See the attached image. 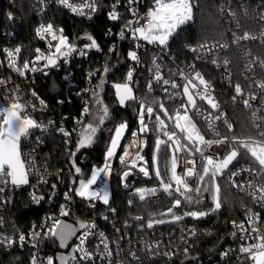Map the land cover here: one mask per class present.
Listing matches in <instances>:
<instances>
[{"label":"snow or ice","instance_id":"1","mask_svg":"<svg viewBox=\"0 0 264 264\" xmlns=\"http://www.w3.org/2000/svg\"><path fill=\"white\" fill-rule=\"evenodd\" d=\"M41 3L44 0H40ZM59 5H62L72 13L78 16H84V9L88 8L92 13L97 10L96 0H87L80 4L69 3V0H56ZM135 0H127L129 5V11L135 18V20H129L119 32V38L121 41L126 39V31L130 33V38L134 42V47L139 49L142 45L139 41H145L148 45H154L164 53L168 50L170 38L178 32V30L193 20V8L196 6V0H153L152 6L148 9L146 16H137L136 10L131 7ZM120 0H116V4L112 6V10L109 12V19L111 21H117L121 19L120 14L117 12V5ZM223 11V9H221ZM43 12V8L41 9ZM230 15H235L229 9ZM9 19H12V14L9 13ZM91 19L92 17L89 16ZM141 20L145 22L140 23ZM260 20L264 21V15L260 16ZM133 23L137 26L132 27ZM36 35L41 39H45V35L50 36L51 40L48 42V54L44 55L40 49H36L37 55L32 61L33 66L30 67L29 62L23 64V69L25 71H30L31 73L41 72L44 75H49L46 69L59 67V61L62 59L64 63L69 62V57L73 53H77L80 57H86L89 54V50L95 49L96 51H101L97 41L91 36L87 35V41L83 48L77 49L76 45L69 43L68 37L64 35L63 29L58 31L54 29L53 23H48L46 26L41 24L36 28ZM111 30L108 35H111ZM234 35L233 43L239 45L240 41L247 40H257L260 39L264 41V33L260 37L251 35L247 32L243 36ZM51 41H58L54 46ZM229 45L223 44L219 45L216 43L209 44L204 42L197 47H191L189 50L195 54L196 60H205L206 53L209 56H213L215 51L218 49H227ZM114 48H110L109 52H113ZM6 55L9 59L8 67L24 75V71L16 68L15 60L11 59L15 54H19L21 49L17 47L14 52L5 50ZM128 58L130 61L134 62L136 65L141 64V58L138 56L136 50H130L128 53ZM160 56H154L152 59L153 67L149 69L150 72L154 73L152 79L148 82L149 94L152 92L153 84H156L162 88L165 94L167 102H173L177 97L183 96L186 98V102L182 105V111L176 110L173 115H170L168 108L165 107L164 102H160L158 105L159 111L155 115V120L153 121L154 108L148 106L145 111V104L149 102V96L140 98L133 94L132 84L134 83L133 74L135 68L129 69L127 72V82L116 83L113 85L115 88V96L118 100V104L124 107L127 102H134L139 104L138 111V131H132L131 135L134 138L130 142L126 143L123 147V154L119 155L118 159L122 166L128 170H124L121 175V182L125 188L128 187L125 181L132 175V169H136L138 164V171L142 173L145 177H150L149 168L144 156L141 154L143 152V147L145 142L140 139V135H146L149 131H154L156 133L155 143H154V153L152 159V165L155 171V177L159 180L162 190L173 196L171 191L173 182L175 183V192L180 193L184 201L189 206V210L183 213V216L175 215L173 212L174 208L181 207V199L174 197V204L168 209V213L173 214L175 221L182 220L185 216L191 217L194 220H200L208 215L219 212L222 207L221 197H220V185L217 182L218 178L227 179L229 183L234 187H239L241 189H247L249 194L253 199V203L258 205L260 208L264 209V109L254 108L251 101L257 100V94L264 96V78L256 80L254 77H247L249 83L244 87L237 82L234 85L235 95L231 98L233 103L240 100L245 109H248L252 116V123L257 130L256 136H249L247 138L241 139L234 134L229 136H223L222 139L216 141L218 145L225 146V152L223 156L219 153H209L205 155V151L212 145V141L206 140L205 136L201 133L193 122L191 117L188 115L190 110H195V115L202 117L207 122V128L211 130L212 134L216 137H220L221 133L216 129V121L223 120L229 132H232L233 125L224 118V113L219 112L214 118L212 113L218 111L220 105L216 101L213 95V88L211 83L204 78L200 71L195 69V64L193 63L189 71L185 72L177 66L176 71H170V75L178 76L181 81H183L182 91L181 85L174 79H166L161 75V63H158ZM41 60L44 61L42 67H37ZM210 62L216 65L218 68L221 66L216 58H212ZM230 62L228 60L223 61V66L227 69V65ZM264 69V59H257L250 62L248 67L249 71H254L255 65ZM107 65L105 66V71H107ZM89 79L95 76V73H88ZM227 77L229 84H231V73L227 72ZM6 85L5 80H0V86ZM245 88L248 89V93H245ZM171 89V91H170ZM16 95H10L6 93L4 95V100L10 101V104H0V194L5 192V187L9 183L15 188L28 185L34 189L31 195L33 202L39 205L44 201L45 197L43 195H36L35 192L38 190V186L47 185L49 183L48 178L42 174L41 169L37 167L34 158L22 159V152L20 150V142L22 138H27L32 134V130L36 129L41 132L42 135L47 134L51 131L54 125L53 121H49L47 125L42 122H37L32 118L31 114L27 111L29 104H31L32 111H37V106L32 101L22 100L19 95V88L13 90ZM85 93L90 92L92 105L86 100L84 102L83 111L81 117L76 121L78 128H74L72 132L78 131V139L74 151H69V156L71 158V167L74 168V174L79 175L82 172L81 167L76 166L75 158L82 149L91 147L96 138V134L101 126L105 124L106 118L109 116V108L103 106V101L99 96V93L92 89H84ZM80 93H78L79 95ZM33 97L39 100V105L41 109L47 107L42 99L37 97L35 92L32 93ZM197 98L200 101H205L212 111H204L201 106L197 104ZM63 103V101H59ZM151 104H157L156 99L153 97L150 101ZM96 107L98 112H102L98 117V121L89 122L84 125V117L91 114V107ZM130 106V105H129ZM133 111L137 109L133 108ZM163 112V115L172 121L174 128L169 130V126L166 125L165 120L161 119L159 112ZM148 117V121L154 123V128L150 129L149 124L146 123L145 117ZM183 121V123H181ZM129 130L128 123L119 122L115 125L114 129L109 128L108 131L111 133L108 146L106 148L104 165L102 167H94L91 171V176L89 179L81 178L79 180L78 186L75 188H70L68 192L64 193L65 204L60 206L59 215L49 214L44 218V221L39 226H34L32 230L26 235L23 232L14 233L13 235H0V246L12 247L18 244L21 248L25 244H30V246L35 249L31 255L30 264H55V261H59L60 264H95L96 256L99 255L102 261H107V264H112V251L110 248V243L106 238L103 231H97L96 224L93 223H81L76 224L66 222L60 217H67L70 215V209L67 207V202L71 201L74 197L82 198L89 201V207L95 208L96 202H102L103 205L108 206L107 211L109 213L115 214L116 210L110 206L109 190L107 187H101L99 189H93V185L98 183L103 174L104 178L110 177L112 175V161L117 155V149L121 147V141L125 138V133ZM179 134H177V131ZM58 133L64 137V143L68 145L71 141L72 132L65 129L64 126H60L57 129ZM165 137L166 139H162ZM182 139L183 142L182 143ZM43 140L41 137H37V144H42ZM135 148L136 151L130 152L129 149ZM168 150L172 153L170 158V164L165 162L164 167L167 170L164 175L161 173L159 165V156L162 151ZM183 152L185 155L183 159V165H191V167H184L183 171L178 174L177 168L181 166L179 161L181 157L178 155ZM199 153L200 155V167L202 169V174L196 171V160L192 157ZM250 157L252 160V167L242 169L250 173V179L247 184L241 182L237 183L234 179L238 176V173L232 172L230 176H225L224 170L229 168L240 156ZM32 157V154H28ZM140 162H143L142 164ZM258 165V167H256ZM62 171V170H61ZM195 175L197 187L192 189L188 186V179ZM30 176L37 178V184H30ZM167 177V180L165 179ZM57 179L60 180L62 177L58 174ZM75 185V177L72 180ZM183 186V190H181ZM57 184H51V194L49 196V203L52 202V198L56 195ZM156 189H152L151 192H155ZM139 193V199L141 201L145 200V193L143 189H137ZM207 193L211 200L212 206L207 211L191 210L195 205L201 202V197ZM195 196V201L193 197ZM6 202V201H5ZM133 203L129 200V205ZM245 216L249 228H245L244 222H237L233 220L232 226L234 231L231 236L235 239L239 234V239L241 244L238 249H229L221 253V257H227L233 252H238L237 257L239 264H264V231L258 230L259 224V213L253 212L251 208L244 209ZM102 219L105 221L109 220L108 215H103ZM136 220H141L142 217H135ZM163 219L157 221V223H164ZM3 221L0 220V225ZM146 227L148 229L153 228V223H147ZM141 230L144 229V225H140ZM120 231L119 228L115 229ZM77 233H80L77 235ZM196 230L192 229V235L195 236ZM75 237L78 241L72 247V251L69 255H59L56 257L48 256L42 258L39 254V244L42 240L52 239L54 242L58 241L61 248H67L68 242ZM95 237L98 239V243L95 245L93 251H89L87 248V243L90 238ZM248 241H256L249 243ZM186 246L183 249V254L187 257L190 245L185 242ZM159 248V244L155 245ZM151 250V249H149ZM79 254V256H77ZM165 256L171 257V253L165 252ZM132 260L137 261L138 258L133 253L131 256ZM189 259H194L188 257ZM183 264V262H182Z\"/></svg>","mask_w":264,"mask_h":264},{"label":"built area","instance_id":"2","mask_svg":"<svg viewBox=\"0 0 264 264\" xmlns=\"http://www.w3.org/2000/svg\"><path fill=\"white\" fill-rule=\"evenodd\" d=\"M22 0H0V22L3 24V28L1 29L2 37L7 40V45L3 46L0 49V80H5L6 85L0 86V104H10V101L4 100V95L6 93L10 95H16L13 90L19 88V95L22 100L32 101L37 106V111H32L31 104H29L27 111L31 114L32 118L37 122H42L47 125L49 121H53L54 125L51 128V131L47 134L42 135L39 130L33 129L32 134L23 138L21 142V152L22 159L26 158H34L37 164V167L41 169L42 174H44L49 183L47 185L38 186V190L35 192L36 195H43L45 197L44 201L39 205L35 204L31 198L34 189L30 186H21L19 188H15L9 183L5 187V192L0 194V220L3 221V224L0 225V235H13L14 233L23 232L24 234H28L30 230L33 229L34 226H39L46 216L49 214L59 215L60 206L65 204L64 193L68 192L70 188H75L73 184L68 183V176L73 171V168L70 164H65L58 169L52 168L45 160L42 158V153L45 150V147L49 141V135L54 134L61 137L64 141V137L58 133L57 129L62 125L69 132H72L74 128H78L76 121L80 119L81 113L83 111L84 102L88 100L91 104V91L85 93L84 89H92L95 92L97 91V84L99 79L107 75L110 71V54L114 53L116 46L119 44H124L126 46L127 58L126 61L128 63V71L131 68H135L133 74L134 83L133 94L141 98L139 94V90L142 84H145L146 87L150 79L153 78L154 73L150 72L149 69L153 67L152 59L154 56H160L161 58L158 60V63H161V75L166 79H174L178 84L181 85V91L183 86V81L180 80L178 76L170 75V71H176L177 66L180 69L187 72L189 71L190 66L194 63L195 69L200 71L206 80H208L213 88V95L218 101L220 108L218 111H214L212 113L213 118L219 114V112L224 113V118L227 119L229 123H232L229 118L228 107L232 104H243L240 100L233 103L232 97L235 95L234 85L239 82L242 87L249 83L247 77H254L256 80H260L264 78V69H262L259 64L255 65L254 71L248 70V65L250 62L257 59H264V57L254 54L253 46L256 44H264V41L260 39L257 40H247L240 41L239 45L233 43L234 33L239 36H243L245 32L260 37L262 33H264V21L260 20V16L264 15V2L262 0H219V14L221 19L227 24L229 32L232 36L231 40L216 42V44L223 45L227 44L229 47L227 49H218L215 51L213 56H209L207 53L205 60H196L195 54L192 52L191 59H183L177 57L168 46V50L164 53H161V50L154 46L148 45L145 41H139L142 45L141 48L136 49L134 47V42L130 38V33L126 31V39L121 41L119 38V32L122 28H124L125 24L129 20H135L136 17L132 15L129 11V5L127 4V0H120V3L117 5V12L120 14L121 19L117 21H111L109 19V12L112 10V6L116 4V0H96L97 2V10L92 13L90 9L85 8L84 16H78L75 13H72L70 9L59 5L56 0H44L43 3L40 0H29V4L34 12V15L37 19V25L35 26V30L41 24L47 25L49 22L43 21L47 15L55 10H59L64 12L71 18L81 21L83 23L91 24L96 21V19L103 13L105 18L108 21V25L106 31L100 40H96L101 51H96L95 49L89 50V54L86 57H80L77 53H73L71 57H69V62L64 63L61 59L59 63V67L46 69L45 71L49 72V75H44L41 72L31 73L30 71H25L23 69V64L25 62H29L30 67L33 66L32 61H34L35 56L37 55L36 49H40L44 55L48 54V42L51 40L50 36L45 35V39L41 40L37 35L36 31H34L35 39L39 43L31 54L25 53V47L18 39V36L21 33V24L23 23L22 17L17 13V10L23 9ZM83 2H87V0H69V3L80 4ZM153 0H135V2L131 5L132 8L136 10L137 16L143 17L146 16L148 9L152 6ZM25 5V4H24ZM43 8V12L41 9ZM223 9V11L221 10ZM229 9L235 15L229 14ZM194 10V8H193ZM9 13L12 14V19H9ZM89 16L92 18L90 19ZM145 21L141 20L140 23L143 24ZM191 22V21H190ZM188 22V23H190ZM53 23V22H51ZM187 23V24H188ZM252 23V24H251ZM54 25V23H53ZM249 25H260L259 28L256 26ZM137 26L133 23L132 27ZM55 30H59L61 28L56 27L54 25ZM111 30V35H108ZM64 32V30H63ZM64 35L68 37L65 32ZM69 39V37H68ZM58 41H51L54 46ZM170 42V41H169ZM69 43H73L76 45L77 49L83 48L86 42L78 45L69 39ZM212 44V43H211ZM19 47L21 52L19 54H15L11 59L15 60L16 68H19L21 71H24V75H20L19 72L10 69L8 67L9 59L6 55L5 50L13 51ZM110 48H114L113 52H109ZM130 50H136L138 52V56L141 58V64L136 65L134 62L130 61L128 58V53ZM212 58H216L218 63L221 66L218 68L216 65L212 64L210 60ZM228 60L230 63L227 65V69L223 66V61ZM239 62V63H238ZM44 61L41 60L37 65V67H42ZM117 64V63H116ZM107 65L108 70L105 71V66ZM240 66V76L237 74L236 67ZM93 72L95 76L89 79L88 73ZM227 72L231 73V84H229V80L227 77ZM51 73L59 74L61 78V82L64 84L63 90L59 93V96L62 95V98L57 100L58 106L60 108L56 109V104H51L48 100H46L43 95L38 91V88L42 86L40 82L46 77H49ZM50 83H55L56 80L54 77L49 78ZM125 82H127V75ZM114 85V84H113ZM222 87H221V86ZM148 90V87H147ZM56 92V89L53 90ZM171 91V89H170ZM35 92L39 99H42L47 107L41 109L39 105V100L36 97L32 96V93ZM54 92V93H55ZM149 92V91H148ZM160 92L164 96V92L162 88L156 84H153L152 92ZM78 93H80L78 95ZM245 93H248V89L245 88ZM56 95V94H55ZM59 101H63L60 103ZM186 102V98L183 96L177 97V99L173 102H168V105H172L174 107L172 112H169L170 115L174 116L176 110L182 111V105ZM254 108L264 109V96L257 94V100L251 101ZM197 104L201 106V109L204 111H212L205 101H200L197 98ZM139 105V104H138ZM148 106H152L154 110H158V108L153 105L145 106V111ZM138 111L136 114V119L138 120ZM190 115L192 118L198 123L201 128V131L204 133L205 139L212 141V145L205 151V155L209 153H219L221 157L225 152L224 145H218L216 143L217 140L223 138V131H228L226 125L223 123V120L216 121V129L221 133L220 137H216L212 134L211 130L207 128V122L200 116L195 115V110H190ZM252 116V114H251ZM88 115L84 117V121ZM147 118V115L145 119ZM162 119L165 120L166 125L169 126V130L174 128V124L172 121L168 120L166 116H162ZM252 121V118H251ZM255 128V127H254ZM234 129V126H233ZM232 129V130H233ZM256 130V128H255ZM138 131V130H135ZM177 131L178 135L179 131ZM257 131V130H256ZM126 136V133H125ZM37 137H41L43 140L42 144H37ZM78 139V131L72 132L71 141L68 145L65 143L66 152L69 155V151H74L76 147ZM134 138L132 135L129 136L125 140L121 141V147L117 149V155L112 161V175L110 177L104 178L103 174L101 179L98 180L96 185H93V189H99L104 187L106 183L110 181L112 186V179H118L121 182V175L126 169L119 162V155L123 154V147L126 143L130 142ZM140 139L145 142L143 147V152L141 153L145 161L147 162L149 172V162L145 156L146 151V141L145 138L140 135ZM162 139H166L162 137ZM186 142L183 141L182 143ZM130 152L136 151L135 148L129 149ZM32 154V157H29L28 154ZM181 157L178 166V174L183 171L184 167H191V165H183V157L184 153L181 152L178 154ZM192 159L196 160V171L201 172L202 169L200 167V155L196 153ZM235 161V160H234ZM232 162V164L234 163ZM141 164L143 162H140ZM229 165V168L224 170V173L227 172V176H230L232 172L238 173V176L234 179L237 183H245L247 184L250 179V173L241 171L242 169H246L251 167L247 164H240L236 166ZM104 165V164H103ZM138 164L136 169H132V175L128 177L125 181L128 187H131L135 184V178L145 177L142 173L138 171ZM62 170V171H61ZM58 174L62 177V179L58 180ZM151 174V173H150ZM56 183V195L52 198V202L49 203V196L51 194V184ZM30 184L36 185L37 178L34 176H30ZM231 184V183H230ZM121 185L123 186L122 182ZM188 186L192 189L196 188V177L195 175L192 178L188 179ZM232 186V184H231ZM124 187V186H123ZM175 183H173L172 191L177 196H181L180 193L175 192ZM125 188V187H124ZM232 188L238 194H245L248 197V200H244L243 211L245 208H251L253 212L259 213V224L258 230L264 231V218L262 215V211L264 209L260 208L258 205L253 203V199L249 194L247 189H241L239 187ZM27 189V196L34 206H46V212L42 214L39 218L32 220L29 223L19 222L12 216V206L15 203L16 199L21 195V192ZM181 190H183V186H181ZM110 198V206L115 209V214L109 213L107 211V207L103 205L102 202L97 201L95 208L89 207V201L85 200V205L89 211L87 218L74 220L71 217V214L74 211V200L82 199L79 197H74L71 201L67 202V207L70 209V215L66 218L73 221H82L83 223H95L97 226V231H103L106 235L107 240L110 243V248L112 251V264H137V261L132 260L131 256L134 253L138 258L139 264H148L154 263L158 260L161 261V264H178L176 263L178 260L181 262V257H185L183 254V249L186 246L185 242L187 241L190 245V250L193 249L195 245V241L197 240V231L195 236L192 235V226H186L184 224L185 219L188 217L185 216L182 221H175L172 223H168L173 229L164 230L160 226V223H157L155 220L145 221L143 218L141 220H136L135 217L131 218L123 217L120 210L114 204L113 198V189L109 191ZM84 200V199H83ZM6 201V202H5ZM103 215H108L109 220L105 221L102 219ZM62 220L65 218L64 216L60 217ZM153 223V228L148 229L146 227L147 223ZM245 224V228H249V225L246 220L245 212L243 221ZM239 223V222H238ZM144 225V229L141 230L140 225ZM166 227V226H165ZM119 228L120 231H116L115 229ZM195 229V228H194ZM196 230V229H195ZM234 231L233 226L231 224L230 234ZM80 234V233H79ZM78 234V235H79ZM52 239L42 240L39 244V254L42 258H46L48 256L56 257L61 252L60 250L56 253L50 248L49 242ZM236 240L239 241V245L241 244V240L239 239V234L236 237ZM178 241L180 244H178ZM77 240L75 238L74 241L69 246V249L65 252L68 255L71 253L72 247L77 244ZM249 243L256 241H248ZM58 243V242H57ZM98 243V239L92 237L89 239L87 243V248L89 251H93L95 245ZM159 244V248H156L155 245ZM238 245V246H239ZM238 246L233 249H238ZM0 249L5 250L7 252H14L16 256L14 258V264H30V259L32 253L35 251L30 244H25L23 248H21L18 244L13 245L12 247L0 246ZM151 249V250H149ZM171 253V257L165 256L164 253ZM235 255L238 257V252H233L227 257H220V264H224L225 260L230 256ZM79 256V254H77ZM55 264H58L55 261ZM95 264H107V261H102L99 255L96 256Z\"/></svg>","mask_w":264,"mask_h":264},{"label":"trees","instance_id":"3","mask_svg":"<svg viewBox=\"0 0 264 264\" xmlns=\"http://www.w3.org/2000/svg\"><path fill=\"white\" fill-rule=\"evenodd\" d=\"M22 1L23 9L19 11L17 10V13L23 19V23L20 26L21 33L17 40L24 45L25 53L31 54L35 46L39 44L34 35L37 19L31 5L29 4V0ZM262 1L264 2V0ZM43 21H51L56 27L62 28L69 39L73 42L75 41L78 45L89 42L86 39L87 35H91L96 40L102 39L108 25V21L103 13L96 19L95 22L87 24L77 21L59 10L51 12L43 18ZM249 26L257 27V25ZM259 27L260 25H258L257 28ZM2 28L3 24L0 22V49L8 43L7 40L2 37ZM231 38L232 36L229 32L228 26L221 19L219 14V0H196V6L193 10V20L190 23L185 24L171 38L169 45L171 51L177 57L191 59L192 52L189 50L191 47H197L204 42L211 44L220 41H227L231 40ZM253 52L254 54L264 57V44H256L253 46ZM126 58V46L124 44L117 45L114 53L110 54L111 65L109 73L98 81L96 92L99 93V96L103 101V106L109 108V116L106 118L105 124L98 130L94 144L91 147L82 149L75 158L76 166H79L82 169L81 174L75 175L73 168V171L68 176V183L70 184H73L72 180L75 177L76 184H73L75 187L78 180L86 177L94 166H102L104 164L105 152L111 136V133L108 131L109 128L114 129L117 123L126 121L129 125V130L126 132L125 140L129 138L132 131L138 130V120L136 119L137 111H133V108L137 110L139 109L138 103L127 102L124 107L119 106L118 100L115 96V88L113 87V84L125 83L128 72V63ZM236 70L237 74L240 76V66L237 65ZM51 77L55 78V83H50L49 78ZM40 83L43 85L38 88V91L46 100L51 102V104H56V109L60 108L57 100L62 98V95L59 96V93L64 88L60 75L51 73L49 77H46V79L42 80ZM55 89L56 92L53 91ZM139 94L141 98L149 96V102H146L145 106L150 105V101L154 97L157 101V104H155L157 108L160 102H164L165 107L168 108L169 112H172L174 109L172 105H168V102L162 93L155 92L149 94L145 84L141 85ZM91 105L92 101L90 106ZM158 111L159 109L154 110L153 121L155 120V115ZM228 113L234 129L232 132L223 131V136L231 137L234 134L241 139L249 136H256L257 131L251 121V112L248 109H245L243 104L229 105ZM101 114L102 112H98L96 107L92 106L91 114H89L86 118L84 125L86 126L89 122L98 121V117ZM159 114L162 119V116H164L163 112L161 111ZM145 121L149 124L150 129L154 128V123L149 122L148 117ZM142 136L146 141L145 156L149 162L151 173L150 177L135 178V184L129 188H124L121 185L120 180L112 179L114 204L120 210L123 217L131 218L132 216H140L145 221H158L161 217L160 214L166 209L172 207L174 204V197H177L181 199L182 204L181 207L175 208L174 214L183 216V213L189 210V206L184 201L183 197L177 196L172 190L173 196L164 192L160 186L159 180L155 177L152 159L156 133L154 131H149L146 135ZM171 155L172 153L170 151L164 150L159 156V165L162 175H164L167 171L164 164L165 162L170 164ZM41 156L43 160H45L54 169H58L65 164L71 165V158L66 152L63 139L54 134L49 135V141ZM240 164H247L251 167L253 166L250 157L243 155L238 157L232 166ZM256 167H258V165ZM226 173L227 172L224 174L227 177ZM165 179L167 180V177H165ZM218 182L221 187V209L219 212L208 215L198 221L191 217L183 220L186 226H192L196 229L197 240L195 241V245L193 249L190 250L188 256L181 257V262L178 260L176 263L220 264L219 259L221 257V253L239 245V241H237L236 238L234 239L230 234L231 222L233 220L237 222L243 221L244 211L242 207L244 200H248V197L245 194H238L232 188L227 179L218 178ZM137 189L144 190V201L139 199V193L136 192ZM152 189H156V191L153 193L151 192ZM129 200L133 201L131 206L129 205ZM193 200L195 201V196L193 197ZM211 206L212 200L210 196L207 193H204L201 197V202L198 205L194 204L191 210L207 211ZM45 212L46 206L44 204L39 207L31 204L27 196V189H24L21 192V195H19L12 206V216L17 221L24 223H29L32 220L39 218ZM88 214L89 211L85 205V200L75 199L74 211L71 214V217L74 220H85ZM262 215L264 218V211H262ZM160 226L164 230L171 231L173 229L168 223L160 224ZM49 244L53 252L56 253L59 251L57 241L54 242L51 240ZM178 244H180L179 241ZM15 256L16 253L14 252H7L0 249V264H14ZM188 257H192L194 259H189ZM148 264H161V261L158 260L154 263ZM224 264H239V262L233 254L225 260Z\"/></svg>","mask_w":264,"mask_h":264},{"label":"rangeland","instance_id":"4","mask_svg":"<svg viewBox=\"0 0 264 264\" xmlns=\"http://www.w3.org/2000/svg\"><path fill=\"white\" fill-rule=\"evenodd\" d=\"M183 27V26H182ZM181 27V28H182ZM180 28V29H181ZM179 29V30H180ZM178 30V31H179ZM175 35V34H174ZM170 40H171V38H170ZM188 115L191 117V119L193 120V122L196 124V126H197V128L199 129V130H201V128H200V126L198 125V123L192 118V116L190 115V112L188 113ZM181 123H183V121L181 122ZM201 133L204 135V133L201 131ZM103 166V165H102ZM102 166H94V167H102ZM93 167V168H94ZM92 168V169H93ZM92 171V170H91ZM177 173H178V168H177ZM90 176H91V172L86 176V177H83V179H89L90 178ZM146 178V177H145ZM81 179V178H80ZM79 179V180H80ZM128 179V178H127ZM79 180H78V182H77V185H76V187L78 186V183H79ZM218 182V181H217ZM174 183V182H173ZM219 183V182H218ZM220 185V184H219ZM104 187H107L108 188V190L110 191L111 190V188H112V186H111V183H110V181L108 182V183H106V185L104 186ZM220 190H221V187H220ZM169 209V208H168ZM168 209H166L163 213H161L160 214V219H163L165 222L164 223H162V224H166V223H172V222H175V220H174V216H173V214H171V213H168ZM174 210H175V208L173 209V212H174ZM15 263V262H14Z\"/></svg>","mask_w":264,"mask_h":264},{"label":"water","instance_id":"5","mask_svg":"<svg viewBox=\"0 0 264 264\" xmlns=\"http://www.w3.org/2000/svg\"><path fill=\"white\" fill-rule=\"evenodd\" d=\"M23 139V138H22ZM22 139H21V142H22ZM21 142H20V150H21ZM25 186H28V185H25ZM63 220H65L66 222H69V223H73V224H76L77 222H81V223H83L82 221H73V220H70V219H68V218H63ZM79 233H77V235H78ZM75 240V237H73L69 242H68V247L67 248H61L60 246H59V242H58V247H59V250L61 251L59 254H58V256L59 255H65V256H67L68 254L67 253H65L68 249H69V246H70V244L72 243V241H74ZM72 251V250H71ZM57 262H58V264H60V262L57 260Z\"/></svg>","mask_w":264,"mask_h":264}]
</instances>
